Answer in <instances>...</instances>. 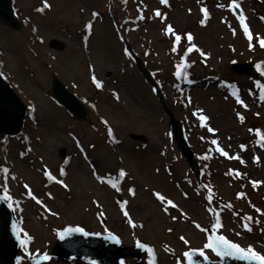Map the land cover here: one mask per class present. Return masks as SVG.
I'll return each instance as SVG.
<instances>
[{"label":"rangeland","instance_id":"obj_1","mask_svg":"<svg viewBox=\"0 0 264 264\" xmlns=\"http://www.w3.org/2000/svg\"><path fill=\"white\" fill-rule=\"evenodd\" d=\"M236 2L253 34L252 49L232 11L233 0H168L167 5L160 0H14L20 26L0 21V69L23 100L26 117L16 135L0 136V168L9 169L7 185L19 201L14 216L33 237L30 249L51 257L42 264H90L53 253L57 230L66 225L112 233L129 246L144 240L154 248L155 264H187L183 253L205 242V232L195 225L209 228L216 216L223 225L220 234L264 253V145L255 133L257 128L264 132V76L257 71L252 76L236 73L231 67L234 62L255 66L264 61L258 41L264 37V0ZM45 3L50 7L38 11ZM204 7L209 18L201 25ZM157 10L162 17L154 15ZM166 24L177 34L190 32L206 54H189L187 79L175 77L174 71L189 45L185 40L173 53ZM93 70L102 82L100 89L91 80ZM55 76L85 104V118L73 115L53 93ZM233 92L243 104L236 102ZM188 97L192 104L185 107ZM196 108L204 109L215 133L198 126L192 116ZM237 113L245 117L243 123ZM171 114L196 153L194 163L184 157L171 133ZM134 134L147 140H136ZM212 139L229 152L228 157L215 151ZM62 148L64 157L59 154ZM203 155L210 159L201 160ZM237 155L243 164L234 158ZM61 168L64 177L59 175ZM94 169L103 181L95 178ZM119 169L127 173L123 180ZM45 170L55 179L49 180ZM61 179L67 188L57 183ZM109 179L121 186L120 192ZM3 182L0 173V185ZM25 184L42 203L27 194ZM201 185L213 193L215 215ZM129 187L135 188L134 197ZM157 191L178 209L165 214L153 195ZM123 201L127 204L121 208ZM124 211L137 227L128 223ZM205 253L216 258L211 251ZM22 255L19 248L18 256ZM25 264L32 261L25 259ZM124 264H149L148 254L129 256Z\"/></svg>","mask_w":264,"mask_h":264},{"label":"snow or ice","instance_id":"obj_2","mask_svg":"<svg viewBox=\"0 0 264 264\" xmlns=\"http://www.w3.org/2000/svg\"><path fill=\"white\" fill-rule=\"evenodd\" d=\"M198 2H199V0H198ZM160 3L162 5H167L168 0H160ZM219 6L224 7V5H222V4ZM49 7H50V5L45 3L43 8L38 9V11H43L44 8H49ZM231 7L234 9H239L240 5H239V3L236 2V0H233ZM200 11L203 13L204 18L201 19L199 21V23L201 25H205L206 21L209 18V11L206 7L201 8ZM93 15L95 16L98 14L93 13ZM154 15L156 17H162V13L159 10H157L154 13ZM139 18L141 20H143L145 17L143 15H141ZM238 19H239L240 26H242V28H243V34L247 36V39L249 41V48L252 49L253 34L250 31L248 24L245 22L246 18H245V15L243 14V12H240ZM261 20H264V17H261ZM87 27L89 29H91L92 23L89 22L87 24ZM164 32L166 35H171L173 37L172 43H171V51L173 53L178 52V49L182 46V44L185 42V40H186L187 44L189 45L186 49H184L183 55L180 58V62L175 65V71H174L175 77H177L179 79H187L188 69H190L192 67V64L187 62V57L189 56V54L192 53L193 50L198 52L202 57L205 56L206 54L200 48H198L197 45L193 42L194 37L190 32H188L184 35L177 34L174 27L170 24L165 25ZM233 34H235V30H233ZM258 41H259V47L261 49H264V37H258ZM124 51H125V54L128 55L129 57H131L133 55V53L127 48ZM145 54L148 55L149 53H145ZM255 69L258 73H260L261 76H264V61H260V62L256 63ZM0 75H3V73L0 72ZM91 80L97 89L102 88V82L97 79V77L94 74V70H93V74L91 76ZM188 82L192 83L191 80H189ZM256 83L259 84L260 82L257 81ZM232 95L236 97L237 103L243 104V101L240 99L239 95H237L236 92H233ZM116 98L117 99L119 98L118 95H116ZM226 99H227V97H226ZM260 99L264 100V92L261 93ZM191 104H192V100L190 97H188L187 103L185 104V107H188ZM192 116L197 119L198 126L206 128L209 133H215L216 132V130L210 126V117L207 114H205L204 109H202V108L194 109L192 112ZM237 116H238L239 120L243 123L245 117L240 115L239 113H237ZM103 123L105 125H107L108 122L105 120V121H103ZM107 131H108V136L112 137L113 131H112L111 127H108ZM251 131H253V130L249 129V132H251ZM255 133L257 136L261 137L259 142L262 145H264V132H261V130L259 128H257L255 130ZM201 139H203V137H201ZM211 144L216 146L215 151L218 152L220 155H222L224 157L229 156V152L225 151V149L223 147H220L218 144V141L216 139H212ZM244 147L245 146L243 144L240 145L241 149H243ZM210 151H211V149H210ZM234 158L236 160H238L241 164L244 163V161L240 158L239 155L235 156ZM200 159L201 160H208V159H210V157L208 155H203L200 157ZM66 163H67V161H65V164ZM157 172H159V169H157ZM0 173L4 174V182L2 185H0V192H2V195H0V200L4 201L7 204L8 208L12 209L13 211H16L17 210L16 206H18L19 201L14 199L13 195L11 194L10 188L7 185V179L9 178V176H8L9 169L7 167H2V168H0ZM44 175L47 176V178L49 180L55 179V177L48 170L44 171ZM59 175L61 177L66 176V172L63 168L60 169ZM94 175L98 181H103V177L101 175L97 174L95 172V169H94ZM126 175H127V173L124 169H119L118 177L120 180H123V178H125ZM237 175H239V174H237ZM11 179H15V176H11ZM57 183H60L65 188H67V185L64 184V181L62 179L58 180ZM108 183L117 192L121 191V186L118 183L113 182L111 179H109ZM189 183H190V181H189ZM256 186H257V182L253 181L252 187L255 188ZM201 187L208 191L207 200L209 201V211H212L213 214L215 215V209L211 208L213 193L211 192V189L208 187V185H201ZM24 188L26 190H28L27 194L29 196H31V198L33 200H35L36 203H38V204L42 203L39 199H37L36 196H34L32 194V192L29 189V186L27 184L24 185ZM127 191L133 197L136 194L134 187H129L127 189ZM48 195L51 198V194L49 193ZM153 195L160 202L161 207H162V211L165 214L169 213L170 208L171 209H178V205L176 203H174L172 199H168L165 195H162L160 192H158V191L154 192ZM184 195H185V197H187V193H185ZM125 204H127V201H123L120 204V207L124 208ZM256 211L259 213L260 209L257 208ZM52 215H56V213H52ZM123 215H124V217L128 218V223L133 228L137 227V225L133 222L132 218L129 216L128 211H124ZM181 215L184 216L185 219H187V217L182 212H181ZM176 219H177V217H175V216L172 217L173 221H175ZM245 219L249 222H251V220H252L251 217H245ZM256 223H259V220H257ZM139 227L142 228L143 225L141 224V225H139ZM195 227L200 229L201 231L205 232V234H206L205 242L203 243V245L200 249H190L189 251H186L183 253V256L187 258V264H199V261L194 259V257L197 256V254L199 256L203 257L205 260H208L209 257L205 255L206 251H211L212 253H214V255L216 257H219L221 259L226 258V257H231L234 259L247 261V262H249V264H264V253H261V252L255 250V248L252 245H248L246 247L241 246L239 243L233 241L232 239H229L227 236L220 234V229H222L223 225L221 223L219 216H216L215 222L211 224L210 229L201 228V226L199 224H196ZM243 227L246 228V230L249 232L252 231V228L249 226L248 223H245L243 225ZM12 231H13V234H14L16 240L19 243L20 248L23 250L22 256H16L15 257L16 264H25V259L31 260L32 264H42V262L51 260V257L49 256V254L46 251L43 253H41L40 250H36L35 253L32 252V250L30 249V244L33 241V237L29 233L24 231V229L20 226L19 223L14 222L12 224ZM168 231L171 232L172 229H168ZM73 233H82L85 236L90 234V233L86 232L84 230V228H82L80 226H67V227H64L62 230H57V235L59 236V238L61 240L65 239L68 236H71ZM235 235L239 236L240 233L237 232V233H235ZM109 236L115 243H117V244L120 243V239L118 237L112 236L111 234H109ZM180 240L185 245L189 244V241L184 236H181ZM136 247L139 249L145 250L147 252L148 257H149V264H155V252H154L153 247L149 246L148 243H142L139 239L136 240ZM90 264H96V261L92 260V261H90ZM121 264H124V262L121 261ZM177 264H179V261L177 262Z\"/></svg>","mask_w":264,"mask_h":264},{"label":"water","instance_id":"obj_3","mask_svg":"<svg viewBox=\"0 0 264 264\" xmlns=\"http://www.w3.org/2000/svg\"><path fill=\"white\" fill-rule=\"evenodd\" d=\"M232 9L239 17L240 12H242L241 8ZM0 21L12 28H19L20 23L14 15L13 0H0ZM232 69L238 73L243 72L250 75L254 73V67L249 64L235 63ZM0 72H2L1 69ZM52 89L60 101L73 114L79 118L86 117L88 113L87 108L75 94L66 88L60 78L56 76L53 78ZM24 119L25 105L23 101L11 87L5 75H0V136L4 134H17L23 125ZM172 133L189 162L194 163L195 152L190 147L186 135L174 118H172ZM132 137L136 140H147L144 135L134 134ZM65 153V149L62 148L60 155L64 157ZM14 222L16 221L13 210L8 208L4 201L0 200V264H16L15 257L18 256L20 246L12 231V224ZM143 252L144 250L137 247L126 246L121 242L115 243L109 234L93 233L87 236L82 233H73L63 240L59 238L55 248V254L60 257H80L89 261L95 260L96 264H121V261L126 256L131 254L140 256ZM194 259L198 260L199 264H249L247 261L231 257L205 260L197 254Z\"/></svg>","mask_w":264,"mask_h":264}]
</instances>
